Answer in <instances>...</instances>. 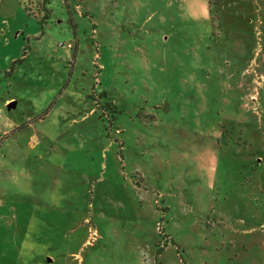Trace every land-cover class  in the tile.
<instances>
[{
  "label": "rangeland",
  "instance_id": "obj_1",
  "mask_svg": "<svg viewBox=\"0 0 264 264\" xmlns=\"http://www.w3.org/2000/svg\"><path fill=\"white\" fill-rule=\"evenodd\" d=\"M0 264H264V0H0Z\"/></svg>",
  "mask_w": 264,
  "mask_h": 264
},
{
  "label": "built area",
  "instance_id": "obj_2",
  "mask_svg": "<svg viewBox=\"0 0 264 264\" xmlns=\"http://www.w3.org/2000/svg\"><path fill=\"white\" fill-rule=\"evenodd\" d=\"M60 44L62 45L63 43H62V42H60Z\"/></svg>",
  "mask_w": 264,
  "mask_h": 264
},
{
  "label": "crops",
  "instance_id": "obj_3",
  "mask_svg": "<svg viewBox=\"0 0 264 264\" xmlns=\"http://www.w3.org/2000/svg\"><path fill=\"white\" fill-rule=\"evenodd\" d=\"M9 104H12V102H10Z\"/></svg>",
  "mask_w": 264,
  "mask_h": 264
},
{
  "label": "water",
  "instance_id": "obj_4",
  "mask_svg": "<svg viewBox=\"0 0 264 264\" xmlns=\"http://www.w3.org/2000/svg\"><path fill=\"white\" fill-rule=\"evenodd\" d=\"M11 105V104H10Z\"/></svg>",
  "mask_w": 264,
  "mask_h": 264
}]
</instances>
